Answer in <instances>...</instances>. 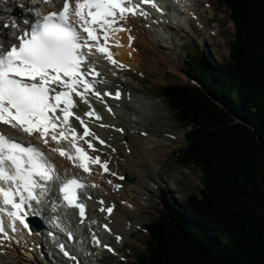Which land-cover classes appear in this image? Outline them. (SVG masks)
<instances>
[{
  "label": "trees",
  "instance_id": "trees-1",
  "mask_svg": "<svg viewBox=\"0 0 264 264\" xmlns=\"http://www.w3.org/2000/svg\"><path fill=\"white\" fill-rule=\"evenodd\" d=\"M220 2L235 29L243 21L229 57L215 70L191 56L202 89L158 87L186 127L176 160L200 168L202 188L182 192L180 202L164 196L170 209L145 225L132 264H264V64L255 62L264 56V0Z\"/></svg>",
  "mask_w": 264,
  "mask_h": 264
},
{
  "label": "snow or ice",
  "instance_id": "snow-or-ice-1",
  "mask_svg": "<svg viewBox=\"0 0 264 264\" xmlns=\"http://www.w3.org/2000/svg\"><path fill=\"white\" fill-rule=\"evenodd\" d=\"M42 2L49 4L52 0ZM144 4L161 10L155 0H63L59 11L45 14L36 11V21L17 36L18 44L8 47L0 42V125L5 126L0 129V238L13 239L10 232H17L18 224L31 234L28 216L30 213L40 215L33 208V202L40 204L50 191V183L56 180L60 181L59 193L64 205L78 209L81 223L84 222L86 205L81 197L86 185L76 176L61 179L55 165L38 145L26 144L7 128L28 137L38 136L45 145L54 142L56 147L51 151L72 161L85 173L91 174V165H99L108 172L107 161L89 154V150L96 151L92 140L101 144L104 141L99 140L85 119L77 114L76 98L88 105L85 117L102 119L92 108L88 96L101 98L112 93L101 94L96 89V84L102 82L97 79L100 73L88 58L99 53L114 66L124 67L110 50L112 37L122 31L130 33L124 23L129 15H147ZM24 23L29 24V21ZM132 39L129 35V46ZM115 46L122 45L117 41ZM90 76L92 79L88 78ZM120 95L117 91L114 98L119 99ZM73 121L79 122L82 134ZM81 140L87 144V150L78 143ZM64 143L74 153L63 147ZM56 207L54 202L53 210ZM101 210L112 212L111 207ZM55 227L61 232L67 231L58 223ZM104 228L111 231L108 225ZM67 235L69 240L73 239L71 232ZM116 239L119 241L121 237ZM93 241L98 246L101 244L95 236ZM59 247L64 256L77 259L64 244ZM104 247L113 251L107 245Z\"/></svg>",
  "mask_w": 264,
  "mask_h": 264
},
{
  "label": "bare ground",
  "instance_id": "bare-ground-1",
  "mask_svg": "<svg viewBox=\"0 0 264 264\" xmlns=\"http://www.w3.org/2000/svg\"><path fill=\"white\" fill-rule=\"evenodd\" d=\"M9 1L10 0H0V7L2 6V11L5 12L4 14L8 13V18L12 17L14 20L19 21V23L15 22V24H17L15 28L7 33L9 40L0 41L8 47L15 44V38L21 34L22 30L25 29L32 20L37 19L35 16L36 11L43 14L58 8L62 2V0H52V3L45 4L42 0H19L22 2V8H18L16 7V1L18 0H12L14 2L12 8L10 4H8ZM196 1L197 0H158L159 3L169 4V2H173L175 4V10L177 12L176 18L173 17L176 16L174 10H172L173 16L168 13L166 9L161 7L160 11H156L160 14L163 12L165 14L164 16L171 18L170 24L165 26L155 23L152 19L153 23L150 25L147 24L146 27L137 16H128L127 21L124 23V27L130 29V33L124 31L119 32V44L122 46L116 47V51L114 52L116 61L128 67L126 73L130 72L131 74L139 72L142 74V72H145L141 67L145 58H151V61L149 60L151 65H156V63L153 62V56H155L156 59L166 60L163 53L157 52L160 51L158 50V46L161 45L159 39L164 36L162 32H160L163 31V29L167 32V36L171 37L172 42V35L176 34L175 30L180 28V24L183 25L188 32L193 26L196 28L193 30L201 34L205 33L204 29L207 23H204L202 20L203 17L201 18L200 14H197L193 9V5ZM148 7L151 8L150 5ZM19 11L23 13V18L17 17ZM10 14L12 16L9 17ZM25 20H28L29 24H25ZM128 35L133 37L130 46ZM144 37L147 38L146 40L150 42L153 48L157 47V49L151 51V54L146 55V57L141 56L139 61L140 67L134 68L132 64H135L136 60L133 58L134 54L132 53L141 52V47L136 40L141 42L140 40H143ZM198 40H201L200 37ZM88 59L90 64L100 73V77L97 79L102 82L96 84V89L100 91L101 94L110 92L112 95H102L101 98H97V96L92 94L88 96L92 108L102 119L97 120L94 117H85L84 112L88 111V105L80 103L79 98H76L79 104L76 111L78 115L85 119L87 126L99 137V140L104 141V143L101 144L98 140H92V143L96 147V151L92 152L93 156H99L101 161H107L110 171H119V174H124L125 178L122 182L114 180L110 172L101 174L99 165L91 166V174L81 173L78 167L74 166L72 161L51 151V148L56 147L54 142L50 141L48 145H45L39 138L33 136L34 139L32 141L44 151L48 159L55 165L61 179L71 176H81L83 179L86 188L84 189V194L81 199L86 205V216L84 222L81 223L78 209L67 208L60 200H57L56 185L59 180L51 182L50 191L47 196L43 198L42 202L40 204L33 202V208L39 211L40 215L43 216L45 220V227L40 231L41 236L36 237L34 234L31 240V238L18 227V231L11 234L13 239H4L0 241L3 243L1 244L2 248L11 249L10 251L0 250V264H18V261H21L20 256L16 253L17 248L15 239L17 238L22 243L25 242L26 238L29 239V242H33L32 244L25 243V245H23L25 246V251H22L24 255L32 257L38 253L46 261V254L47 256L49 254L58 260L57 264H85L83 260L85 252L89 254V261L95 262L100 259L101 256L106 255L104 250L101 249L105 244L112 247L113 252L120 253L119 248L125 242V238L130 237L131 232L133 229H136L138 225L136 220L132 221L129 219L130 210L146 209L144 204H140V201L135 197L136 195H134L133 192H136L137 189L145 192L152 189V186H154L158 178L156 177L158 168L157 161L170 150L161 146V137H158L159 131L153 133V129H151V127L149 128L151 125L150 122L152 121L149 113H155L158 102L148 100L147 97L138 95L137 92L139 91L145 94L149 93V91L141 84H135L131 76L127 77L126 74L124 75L125 71L122 67L114 66L113 64L109 65V63L98 54L90 56ZM145 67L146 65H144V68ZM88 78L92 79V77ZM117 91L121 93L119 99L114 98ZM114 100H116V102H114ZM156 115L157 117H163L162 114L157 113ZM73 123L77 127L78 132L82 134L83 129L79 126V122L73 121ZM101 125L105 126L102 127ZM0 128H5V126H0ZM11 130L13 132H18L13 129ZM17 134L21 135V132ZM152 136H155V138H152ZM85 139H91V137H86ZM81 141L83 142V140ZM133 175L135 176V181L128 182V179L130 180L129 177ZM109 181H111V183ZM118 183H122V188L117 187ZM89 196L91 199L88 198ZM101 201H103V203H100ZM54 202L57 204L55 210H53ZM109 207L112 208L110 214H107L106 210H101ZM118 217H121L122 220H120L121 218L118 219ZM93 221H95V223H93ZM55 223L60 224L67 231L61 232L59 228L55 227ZM105 223L111 224L112 230L110 234L104 233L101 229V225ZM50 232L53 235L50 236ZM67 232L72 233L73 241H67L65 239V234H67ZM93 236L100 240L101 244L99 246L94 243ZM117 236L121 237L119 241L116 239ZM13 240L14 243H12ZM40 243H44L46 247H40ZM60 244H64L70 255L75 256L77 259L74 261L65 257L60 251ZM38 246L39 249H37ZM28 252H31V255ZM42 253L45 255H42ZM38 264H44V262L41 261L40 263L38 262Z\"/></svg>",
  "mask_w": 264,
  "mask_h": 264
},
{
  "label": "rangeland",
  "instance_id": "rangeland-1",
  "mask_svg": "<svg viewBox=\"0 0 264 264\" xmlns=\"http://www.w3.org/2000/svg\"><path fill=\"white\" fill-rule=\"evenodd\" d=\"M205 2L209 4H205ZM13 3L14 2L12 0L8 2V4H10L12 8ZM16 3V7L22 8V2L18 0L16 1ZM193 9L197 14H200L201 18L203 17V22L207 23L204 29L205 32L206 30L207 32L216 30L219 31L215 36L209 37L207 33L201 34L193 30L196 29L193 26L192 29L188 32L182 26L181 28H178V30H175L176 34L172 35V42L171 37L169 38L166 35V31L163 29V31L160 32H162V35L164 36L159 39L161 45L158 46V50L160 51L157 52L163 53V55L166 57V60L164 61V59H156V57L153 56V62H155L156 65H151L149 62V60L151 61V58H145L141 64V67L145 70V72H142V74L139 72L131 74L130 72L126 73V75L131 76V79L133 78L132 80L135 82V84H141L143 87H145V89L149 91V93L147 94L139 91L137 92L138 95H142L144 97H147L148 99H152L151 101L158 102L155 113H149L152 120L150 122L151 125L149 126V128L151 127V129H153V133L159 131L158 137H161V146L170 150L166 152L165 156L160 157L157 161L158 168L156 177L158 178L156 179L154 186H152V189L146 192L137 189L136 192H133V194L136 195L135 197L140 201V204H144L146 209L130 210L131 213L129 219L132 221L136 220L138 222V225L136 229H133L130 237L125 238V242L120 248V253L103 255L95 262L89 261V256H85L83 258L85 264H131V260H133V257H135L134 255L142 247V243L146 237L147 230L146 228L144 229L143 226L146 223H151L155 217H159L157 215L161 213L162 206H164L166 209H170L166 204H164L163 197L167 195L168 197L172 196L173 198H178L180 197V194L182 192L196 191L197 189L202 188L200 168L193 165V163H190L189 165H180L176 160L177 158L175 157L174 150L184 144L185 138L183 132L186 131V129L184 125H182V122L176 121L177 116L175 115V113L177 112V110H173L168 102V99L159 93V91H161L159 89V86L172 83L181 84L183 82L193 83L196 76L194 70L196 69L193 64H189V62L187 63L186 61V54H190V46H192V44H194V46H197L199 49H204L207 54H209L208 57L210 60H207V64L209 65V67H212L213 64L216 63H224L229 54L230 43L235 39V31L236 37L238 29L241 28L242 31L241 23H243V21L241 20V26L237 24L235 29L234 23H231L230 10L227 9L225 5L220 2V0H197L193 5ZM4 13L5 12L2 11L1 6L0 41L9 40L7 33L15 28V25H17L15 24V22L19 23V21H16L12 17H10L12 16L11 14L9 15L10 18H8V13ZM17 17L23 18V13L19 11L17 13ZM248 22L251 21L248 20ZM4 25H8V27H4ZM261 32L262 30L258 31V36ZM253 33L254 32L252 28L250 30V34L247 37L242 33V38L246 37V40L247 38L249 39L248 42L253 43L255 42V34ZM199 37L201 40H198ZM146 39L147 38L144 37L143 40H140L141 42L136 40L141 47V52L132 53L134 54L133 58L136 60V63L132 64L134 68H137L138 66L140 67L139 61L141 56L146 57V55L151 54V51L157 49V47L153 48L150 42ZM182 43H185V46L189 45V47L185 49L187 52L184 51ZM255 62H257L258 64H264V56L256 58ZM144 65H146L145 68ZM214 69H218L217 65L216 67H214ZM124 71L126 72L127 70ZM196 84L200 85L197 82ZM156 96H158L159 98H155ZM157 113L162 114L163 117H157ZM169 133L173 134L174 138H170L168 136ZM152 138H155V136H152ZM117 172L119 173V171ZM150 175L152 177L151 173ZM129 178L130 180L128 179V182L135 181L134 175ZM121 181L123 182V180ZM120 218L121 217H118V219ZM120 220H122V218ZM5 250L10 251L9 249ZM20 251V248L16 250V253H18V255L20 254L19 256L21 260L20 262L18 261V264H38L40 259L39 256L34 255L32 257H26L24 256V254L21 255ZM46 257L48 258L47 260L51 263V255L49 256L48 254L47 256L46 254ZM54 263L57 264L58 261L54 260Z\"/></svg>",
  "mask_w": 264,
  "mask_h": 264
},
{
  "label": "water",
  "instance_id": "water-1",
  "mask_svg": "<svg viewBox=\"0 0 264 264\" xmlns=\"http://www.w3.org/2000/svg\"><path fill=\"white\" fill-rule=\"evenodd\" d=\"M183 83H188V82H183ZM191 84H193L194 86L197 85L195 81H193V83H191ZM197 86H199L202 89V87L200 85H197Z\"/></svg>",
  "mask_w": 264,
  "mask_h": 264
}]
</instances>
